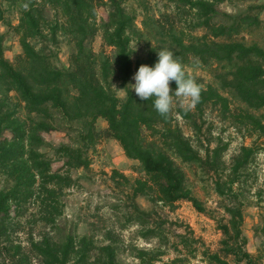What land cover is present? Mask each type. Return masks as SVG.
Wrapping results in <instances>:
<instances>
[{
  "label": "trees",
  "instance_id": "obj_1",
  "mask_svg": "<svg viewBox=\"0 0 264 264\" xmlns=\"http://www.w3.org/2000/svg\"><path fill=\"white\" fill-rule=\"evenodd\" d=\"M132 1L137 9L131 8ZM238 1L250 2L167 0L156 16L147 0H0V27L8 29L0 31V176L7 182L0 189V264H120L113 244L100 246L92 237L72 233L55 237L64 198L80 184L73 173L91 168L89 154L102 140L118 142L126 157L142 167L146 179L135 181V197L167 207L186 201L208 214L178 162L206 167L216 176L215 191L229 217L221 225L223 255L207 253L208 264H264V255L254 257L245 249L242 231L240 192L257 149L242 147L229 168L222 161L226 147L208 150L203 158L176 122L178 114L201 134L198 117L212 108L233 128L264 137V5H250L236 15L220 12V6ZM101 9L107 17L99 22ZM7 14H15L18 25ZM11 31L23 52L17 65L6 56ZM99 34L103 50L97 53L93 43ZM256 34L260 40H252ZM62 38L73 46L68 68L54 62L53 48ZM135 42L146 46L144 56L136 57ZM161 49L172 51L200 85L194 113L174 107L167 117L160 116L153 100H140L128 86L140 66L154 67ZM189 69L208 72L213 81L207 84ZM177 87L170 82L172 92ZM118 90L125 92L124 99ZM99 120L108 124L105 130L97 127ZM77 124L80 130L74 129ZM72 131L78 132L76 139ZM57 132L67 133L70 142L48 141L47 135ZM134 214L131 221L147 226L148 213L134 204ZM26 217L41 229L38 234L32 229L28 247L12 240L19 232L14 221ZM142 237L160 240L163 235L150 227ZM162 255L142 250L137 258L154 264Z\"/></svg>",
  "mask_w": 264,
  "mask_h": 264
},
{
  "label": "rangeland",
  "instance_id": "obj_2",
  "mask_svg": "<svg viewBox=\"0 0 264 264\" xmlns=\"http://www.w3.org/2000/svg\"><path fill=\"white\" fill-rule=\"evenodd\" d=\"M156 16L164 12L167 0H147ZM130 5H135L131 2ZM250 5H264V0H250V2L225 4L219 7L222 14L231 15L246 12ZM14 25H18V18L14 14H7ZM53 18V13L49 12ZM107 17V11L101 9L99 22ZM264 19V11L262 12ZM142 13L138 10V25L142 27ZM2 33L8 32L6 26H1ZM260 40L256 34L252 40ZM250 40V37H249ZM250 40V41H252ZM94 50L100 53L103 50V40L99 34L94 43ZM136 57L146 54V46L135 42L132 46ZM56 53L55 64L60 68L70 67V56L73 46L69 41L60 39L57 47L53 48ZM111 54V49H106ZM23 55L19 40L11 31L6 41V56L15 65L18 58ZM191 75L202 77L208 84L213 78L203 70L189 69ZM116 83V82H115ZM117 87V84H115ZM135 83V82H134ZM121 99L126 97L124 91L118 90ZM15 102V98L13 99ZM175 109L181 107L179 103L174 105ZM184 108V107H181ZM185 109V108H184ZM190 110L195 112L194 107ZM199 125L202 128L201 134L192 132L189 123L176 115V122L198 148L202 157L208 156V150L214 151L218 147L225 148L222 153V161L226 167H231L233 159L239 155L242 147H255L257 155L248 173V180L243 194V237L247 239L245 249L254 257L264 255V137H250L223 122L215 109L207 110L206 114L198 117ZM97 127L105 130L108 124L99 120ZM74 129L80 130L79 125ZM76 130V131H77ZM72 131V139H76L77 133ZM67 133H52L47 135L50 142L57 144L69 143ZM70 137V136H69ZM70 137V138H71ZM202 142V143H201ZM91 168L74 172V177L80 180L79 187L69 191L64 198V215L58 222L61 230L55 237L60 239L67 234H75L78 237L89 236L94 238L100 245L113 244L118 249V261L120 264H141L137 258L139 251H154L158 255L163 253L154 264H208L207 253L210 255L222 253V241L224 234L221 225L226 224L229 217L223 211L224 201L215 191V175L207 173V168L200 166H187L178 162L188 175L189 186L196 198L202 202L208 214L200 213L192 203L180 202L174 207H167L162 204L152 203L148 198L133 194L132 186L137 180H145L146 175L140 164L130 161L121 147L113 140H102L97 148L89 154ZM56 164L55 169H59ZM117 171L119 175L114 174ZM228 173V172H227ZM129 179V182L123 178ZM7 186L6 178L0 176V189ZM235 200V198H234ZM227 204L229 202H226ZM134 204L149 214L144 217L145 227L131 221L134 217ZM30 219V218H29ZM28 217L15 220L19 232L12 240L17 244L21 243L28 247V239L32 229L38 234L41 229L35 228L32 220ZM153 227L158 229L163 238L146 240L142 235L147 229ZM21 229V230H20ZM59 234V236H58ZM34 264H39L34 261Z\"/></svg>",
  "mask_w": 264,
  "mask_h": 264
},
{
  "label": "clouds",
  "instance_id": "obj_3",
  "mask_svg": "<svg viewBox=\"0 0 264 264\" xmlns=\"http://www.w3.org/2000/svg\"><path fill=\"white\" fill-rule=\"evenodd\" d=\"M133 80L135 83L128 85L131 90L142 101L153 100V108L163 117L173 111L176 103L187 110L195 107L201 98L200 85L186 75L183 64L168 49L158 51L154 67L140 66ZM172 81L178 86L174 92L170 89Z\"/></svg>",
  "mask_w": 264,
  "mask_h": 264
}]
</instances>
